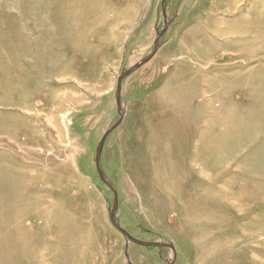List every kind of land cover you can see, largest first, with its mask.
Listing matches in <instances>:
<instances>
[{
    "label": "rangeland",
    "instance_id": "rangeland-1",
    "mask_svg": "<svg viewBox=\"0 0 264 264\" xmlns=\"http://www.w3.org/2000/svg\"><path fill=\"white\" fill-rule=\"evenodd\" d=\"M163 0H0V264H169L95 156ZM102 169L175 264H264V0H168Z\"/></svg>",
    "mask_w": 264,
    "mask_h": 264
},
{
    "label": "water",
    "instance_id": "water-1",
    "mask_svg": "<svg viewBox=\"0 0 264 264\" xmlns=\"http://www.w3.org/2000/svg\"><path fill=\"white\" fill-rule=\"evenodd\" d=\"M167 2L168 0H163L162 1V10H163V15H164V22H165V27L164 29L158 34L156 40H155V47L154 50L149 56H147L145 59H143L141 62L137 63L134 65L132 68L129 70L125 71L122 73L118 80V89H117V104H118V112L120 115V119L118 122H116L102 137L101 141L98 144L97 150H96V156H95V165H96V170L99 175L100 180L113 192L114 194V201H113V207L110 212V221L111 224L119 230L123 236L129 241L132 242L133 244H136L138 246H142L144 248H157V249H170L174 253V261L169 264H175L176 258H177V253L173 245L166 244V243H160V242H146V241H140L136 238H134L126 229H124L119 221H118V211H119V196H118V191L117 189L112 186V184L109 182L105 172L102 169V154L104 151V147L106 144V141L108 137L110 136L111 133H113L116 129H118L121 124L124 121V112L122 108V103H121V93H122V85L123 82L126 78H128L130 75H132L136 70L142 68L144 65L149 63L159 52L161 48V40L165 36V34L168 31L169 28V22H168V15H167Z\"/></svg>",
    "mask_w": 264,
    "mask_h": 264
}]
</instances>
